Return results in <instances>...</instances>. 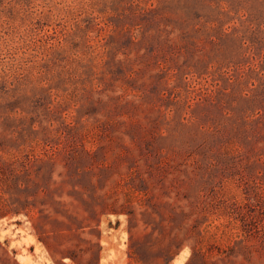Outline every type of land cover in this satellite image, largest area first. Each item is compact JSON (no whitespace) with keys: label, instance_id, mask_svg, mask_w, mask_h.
Segmentation results:
<instances>
[{"label":"rangeland","instance_id":"obj_1","mask_svg":"<svg viewBox=\"0 0 264 264\" xmlns=\"http://www.w3.org/2000/svg\"><path fill=\"white\" fill-rule=\"evenodd\" d=\"M0 264H264V0H0Z\"/></svg>","mask_w":264,"mask_h":264},{"label":"trees","instance_id":"obj_2","mask_svg":"<svg viewBox=\"0 0 264 264\" xmlns=\"http://www.w3.org/2000/svg\"><path fill=\"white\" fill-rule=\"evenodd\" d=\"M70 256H71V258L75 259L74 255H70Z\"/></svg>","mask_w":264,"mask_h":264}]
</instances>
